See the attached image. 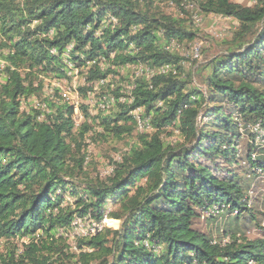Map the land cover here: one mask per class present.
Returning <instances> with one entry per match:
<instances>
[{
    "label": "trees",
    "instance_id": "obj_1",
    "mask_svg": "<svg viewBox=\"0 0 264 264\" xmlns=\"http://www.w3.org/2000/svg\"><path fill=\"white\" fill-rule=\"evenodd\" d=\"M193 2L237 25L190 66L169 45L198 32L161 0H0V264H264V0ZM75 75L78 125L49 84ZM132 84L131 103L88 102ZM98 139L128 144L106 177L88 173Z\"/></svg>",
    "mask_w": 264,
    "mask_h": 264
},
{
    "label": "rangeland",
    "instance_id": "obj_2",
    "mask_svg": "<svg viewBox=\"0 0 264 264\" xmlns=\"http://www.w3.org/2000/svg\"><path fill=\"white\" fill-rule=\"evenodd\" d=\"M189 1L192 3L193 7L189 5L187 8L185 9L183 8L182 10V8H180L177 4H170L167 3L166 1L161 0L163 4L173 9L174 12H178L179 14H184L185 12H187L193 22L194 29L198 32L197 39L193 43L189 45L188 44L182 45L180 43H175L173 47L174 50L179 51L181 56L190 58L189 59V63L191 64L190 66H193L194 63L198 65L200 62H204L207 58H209L213 54L223 50L222 41L231 33V30L234 28V26L237 25V20L232 17L212 14V13H205L203 11L201 12V9L198 8L197 4L194 3L193 0H189ZM236 1L249 5H252L254 3V0H236ZM71 66L73 65L71 64ZM196 67L197 66H195V68ZM130 70H133L135 74L138 71L136 68H133L132 66H130ZM80 83H81L80 75H75L71 83L66 81L61 82L56 80L49 81V84H52V86L60 88L64 96L69 97L72 100V102L75 103V106H78V104L81 102L80 93L77 91V87L80 85ZM94 87H93L95 91L94 95L96 93H100L99 85L96 84ZM103 96H105V94L101 95L99 98L89 97L88 102L90 103L91 108L96 107V104H98L99 100L103 98ZM28 101L32 105L33 104L37 106L42 105L41 103L38 102V100L33 98L29 99ZM93 110L96 111V109ZM73 119L77 123V125L84 119V116H82L79 107L78 110L75 111V115ZM251 129L253 130V127H251ZM89 141H90V145L88 147L89 150L88 160L90 162L89 163L90 166L88 167V173L92 177H95L97 175L101 177H106L113 170L114 167L113 161L120 159L121 150L123 148L128 147L127 141L123 139L120 140L109 139L108 141H102L101 139H98L97 141H91V140ZM166 141L174 144H176L177 142H181L180 136H178L177 133L170 135V137H167ZM208 215H209L208 213L205 214V216ZM105 221L106 220L103 221V228L108 227L105 226ZM225 224H226V218L223 217L222 215L218 219L216 220L214 219V221L206 220L204 222V226L207 228H212L210 230H213L216 237L220 235L217 231V228L219 227L223 228ZM86 225H88L86 221H81V222L79 221L77 223V229L80 234L88 232L93 227L92 224H90L87 229ZM67 241L70 244V246L75 247L76 245L75 237L70 236ZM19 242H21V240H19ZM2 245L3 242H1L0 240V246Z\"/></svg>",
    "mask_w": 264,
    "mask_h": 264
},
{
    "label": "built area",
    "instance_id": "obj_3",
    "mask_svg": "<svg viewBox=\"0 0 264 264\" xmlns=\"http://www.w3.org/2000/svg\"><path fill=\"white\" fill-rule=\"evenodd\" d=\"M162 1H166L167 3L177 4V5L179 3L180 6L179 5L178 6L180 8H184V9L187 8L189 5L193 7L192 3L189 0H162ZM112 20L114 22H116V19L115 18H112ZM175 43L176 42L173 41L172 44L169 45V47L170 48L171 47L173 48ZM70 48L67 49V52L70 50ZM52 52L55 53V52H57V50L56 49H52ZM170 69H171V66L168 65V64H165V65L160 66L157 69H151V70L150 69H147V71H146L147 73H145V74H146V76H148V74L149 75H152V74H155V73H166ZM137 70H138L137 71V75L143 74V69H137ZM145 74H143V75H145ZM133 88H134V84L129 85L126 93L121 94L119 98H116L114 94H111L109 96H106L105 95V96H103V98H101L99 100L98 104L100 105L101 108L107 109L111 105L115 104L117 100L118 101H121V102H130L131 103L134 100V95H133V92H132ZM77 110H78V106H75V111H77ZM75 111H74V114H73V118H74V115H75ZM131 114L133 115L134 119L136 120V122L138 124V127H139V129L141 131L150 128V124L148 122V119H145L143 117V110H142L141 107H138V108L133 109L131 111ZM254 130H256L260 135L264 136V127L260 126L259 123L254 126ZM108 213H109V210L106 211L104 220H107ZM79 221L81 222L83 220L82 219H77V221L75 223H78ZM93 225H95V222L93 223ZM95 226H97V224ZM102 226H103V223H102ZM91 231L94 233L95 232V228L92 227ZM61 233L63 234L62 231H61ZM85 234H88V232H85ZM63 235H66V233L63 234Z\"/></svg>",
    "mask_w": 264,
    "mask_h": 264
},
{
    "label": "bare ground",
    "instance_id": "obj_4",
    "mask_svg": "<svg viewBox=\"0 0 264 264\" xmlns=\"http://www.w3.org/2000/svg\"><path fill=\"white\" fill-rule=\"evenodd\" d=\"M107 222H108V219L105 221V225L107 224Z\"/></svg>",
    "mask_w": 264,
    "mask_h": 264
},
{
    "label": "water",
    "instance_id": "obj_5",
    "mask_svg": "<svg viewBox=\"0 0 264 264\" xmlns=\"http://www.w3.org/2000/svg\"><path fill=\"white\" fill-rule=\"evenodd\" d=\"M122 223V222H121Z\"/></svg>",
    "mask_w": 264,
    "mask_h": 264
}]
</instances>
